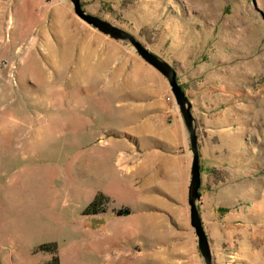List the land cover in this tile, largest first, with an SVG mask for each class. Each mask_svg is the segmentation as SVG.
Here are the masks:
<instances>
[{"label": "rangeland", "instance_id": "obj_1", "mask_svg": "<svg viewBox=\"0 0 264 264\" xmlns=\"http://www.w3.org/2000/svg\"><path fill=\"white\" fill-rule=\"evenodd\" d=\"M179 72L214 264H264V0H82ZM164 75L70 0H0V264H203ZM95 203L90 212L88 209Z\"/></svg>", "mask_w": 264, "mask_h": 264}, {"label": "water", "instance_id": "obj_2", "mask_svg": "<svg viewBox=\"0 0 264 264\" xmlns=\"http://www.w3.org/2000/svg\"><path fill=\"white\" fill-rule=\"evenodd\" d=\"M75 13L102 33L115 40L129 43L140 56L164 75L170 85L176 103L180 109L188 143L192 153L188 204L190 207L191 225L197 236L199 254L203 264H214L213 252L208 233L205 230L200 209V188L202 184L201 149L197 133V120L192 111V102L178 80L177 69L166 59L146 47L134 34L126 29L88 12L82 0H70Z\"/></svg>", "mask_w": 264, "mask_h": 264}, {"label": "crops", "instance_id": "obj_3", "mask_svg": "<svg viewBox=\"0 0 264 264\" xmlns=\"http://www.w3.org/2000/svg\"><path fill=\"white\" fill-rule=\"evenodd\" d=\"M178 76H179V72H178ZM179 80V79H178ZM181 84V83H180ZM182 85V84H181ZM183 87V86H182ZM185 90V89H184ZM187 94V93H186ZM188 95V97L190 98V96H189V94H187ZM190 100H191V102H192V105H193V107H192V111H193V114H194V116L196 117V120H197V133H198V128H199V124H200V122H199V118H202V119H204V118H206L207 119V117H204V116H202V115H204V114H201V116H198L197 114H196V110H195V106H196V104H195V101L192 99V98H190ZM182 123H183V120H182ZM183 127H184V124H183ZM184 130H185V127H184ZM198 137H199V134H198ZM199 143H200V149H201V173H202V183H203V173H204V170H203V164H204V158H205V153H204V148H203V146H202V144H201V140H200V138H199ZM191 163H192V153H191ZM190 171H191V167H190ZM190 183V182H189ZM201 187H202V184H201ZM201 189V188H200ZM200 194H201V192H200Z\"/></svg>", "mask_w": 264, "mask_h": 264}, {"label": "trees", "instance_id": "obj_4", "mask_svg": "<svg viewBox=\"0 0 264 264\" xmlns=\"http://www.w3.org/2000/svg\"><path fill=\"white\" fill-rule=\"evenodd\" d=\"M94 206H95V203L88 209V211H90V212H95V209H93L94 208Z\"/></svg>", "mask_w": 264, "mask_h": 264}]
</instances>
